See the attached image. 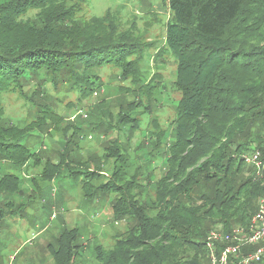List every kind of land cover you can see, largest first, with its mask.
Masks as SVG:
<instances>
[{
    "label": "trees",
    "instance_id": "obj_1",
    "mask_svg": "<svg viewBox=\"0 0 264 264\" xmlns=\"http://www.w3.org/2000/svg\"><path fill=\"white\" fill-rule=\"evenodd\" d=\"M249 1L168 0L172 19L157 55L173 56L181 99L171 143L164 144V132L156 134L165 170L156 179L148 165L145 177L132 169L127 153L95 171L81 164L87 169L81 174L86 195L114 194L113 217L126 223L110 249H97L98 264H211L210 233L247 229L257 214L264 176L247 156L254 150L264 155V46L257 47L264 43V6L256 4L260 11L245 20ZM69 2L0 0V160L15 166L34 157L24 143L34 131H59L65 123L59 96L76 94L81 101L96 93L104 84V68L119 71L120 81L137 88L131 89L134 94L148 92L161 77L150 79L144 71L142 61L152 45L135 38L134 26L122 33L111 11L83 21L78 5ZM254 36L258 42L244 45ZM35 86L36 99L26 98L25 90ZM7 95L35 107V112L30 108L35 120L10 122ZM142 155L155 158L154 152ZM52 167L45 169L47 179L59 176ZM107 170L111 177L103 183ZM64 243L58 264L73 258L70 242Z\"/></svg>",
    "mask_w": 264,
    "mask_h": 264
},
{
    "label": "rangeland",
    "instance_id": "obj_2",
    "mask_svg": "<svg viewBox=\"0 0 264 264\" xmlns=\"http://www.w3.org/2000/svg\"><path fill=\"white\" fill-rule=\"evenodd\" d=\"M69 1L70 5H78L77 16L83 21L102 18L111 11L117 15L115 23L122 33L134 26L135 38L152 45L142 61L144 71L150 79L161 77L148 92L134 94L131 89L137 88L134 90L129 81H120L119 71L104 68V84L96 93L81 101L76 94L59 96L62 101L58 103V113L65 119L58 126L59 131L54 127L49 132L37 130L24 140L34 155L28 164L19 167L0 160V264H58L56 255L62 241H66L65 245L70 242L73 249L70 264H98L97 249H110L117 234L126 231V223H117L113 217L114 194L99 198L86 195L81 174L87 169L81 164L88 163L89 169L95 171L101 163L114 164L127 153L132 169L142 170L145 177L148 165L149 173L155 172L156 179L165 170L161 148H156V134L159 130L164 132V144L171 143L181 99L175 86L177 66L173 56L164 55L166 51L157 55L165 45L167 23L172 19L168 0ZM256 4L264 6V0L248 2L242 16L245 20L254 14ZM258 41L254 36L244 45ZM260 43L259 48L264 46ZM48 87L49 95L55 97L52 85L47 84ZM25 91L26 98L36 99L39 90L35 86ZM5 97L10 122L35 120L30 116L32 105L27 106L13 95ZM70 102L74 106L68 107ZM142 152L152 153V157L154 152L155 158L150 160ZM52 165L57 166L59 176L47 179L45 169L55 170ZM104 176L106 183L111 171H105Z\"/></svg>",
    "mask_w": 264,
    "mask_h": 264
},
{
    "label": "built area",
    "instance_id": "obj_3",
    "mask_svg": "<svg viewBox=\"0 0 264 264\" xmlns=\"http://www.w3.org/2000/svg\"><path fill=\"white\" fill-rule=\"evenodd\" d=\"M247 163L255 166L257 174L264 176V155L254 150L247 156ZM251 247L254 251L247 252ZM211 264H258L264 258V195L259 210L250 226L236 228L231 233L221 229L212 231L208 237Z\"/></svg>",
    "mask_w": 264,
    "mask_h": 264
},
{
    "label": "crops",
    "instance_id": "obj_4",
    "mask_svg": "<svg viewBox=\"0 0 264 264\" xmlns=\"http://www.w3.org/2000/svg\"><path fill=\"white\" fill-rule=\"evenodd\" d=\"M247 252H250V250H247Z\"/></svg>",
    "mask_w": 264,
    "mask_h": 264
}]
</instances>
